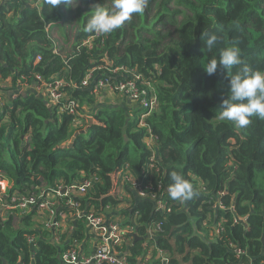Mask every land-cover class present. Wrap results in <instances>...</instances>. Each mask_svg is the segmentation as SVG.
I'll return each mask as SVG.
<instances>
[{
  "label": "trees",
  "instance_id": "obj_1",
  "mask_svg": "<svg viewBox=\"0 0 264 264\" xmlns=\"http://www.w3.org/2000/svg\"><path fill=\"white\" fill-rule=\"evenodd\" d=\"M81 4L51 8L45 0H0V81L10 79L17 87L62 81L64 103L79 108L78 115L59 113L46 105V94L29 96L8 114L10 124L0 123V180L12 184L11 191L55 205L52 218L26 210L19 228L13 215L0 217V264H65L60 255L79 252L86 215L117 204L121 170L147 195L132 206L137 226L123 223V242L114 246L128 264L263 263L264 120L252 117L243 129L221 120L222 99L236 69L227 74L218 67L209 76L203 67L235 44L252 70L264 71V0H148L143 13L103 35L83 29L96 6L110 9L111 0ZM74 21L63 56L66 47L49 29ZM205 31L221 36L211 52L200 39ZM88 71L91 83L82 88ZM98 79L112 85L133 81L141 99H154L153 109L140 121L134 107L128 114L99 107L100 94L93 91ZM23 122L26 128L20 129ZM88 128L89 137L75 138ZM67 146L72 149H59ZM171 171L199 195L186 202L170 199ZM87 180L83 193L77 188L71 196L55 193ZM76 213L80 218L64 227L53 224L55 217L57 224ZM35 214L41 224L32 221ZM71 222V231L64 230ZM148 225L157 227L156 238L134 240L133 234L146 235Z\"/></svg>",
  "mask_w": 264,
  "mask_h": 264
},
{
  "label": "clouds",
  "instance_id": "obj_2",
  "mask_svg": "<svg viewBox=\"0 0 264 264\" xmlns=\"http://www.w3.org/2000/svg\"><path fill=\"white\" fill-rule=\"evenodd\" d=\"M75 3L76 0H45V4L50 6L51 8H55L58 5H65L66 7H70V6H74ZM147 3L148 0H111L110 9L97 5L93 14L87 19V23L83 31L87 33H96L102 35L110 34L120 29L126 21L131 19L133 14L143 13L145 7L147 6ZM51 29L53 28L49 29V33L50 36L52 37ZM55 30H57V28L53 29V32ZM200 39L203 42L204 48L207 51L211 52L213 48L217 45V43L220 42L221 36L215 32L205 31L201 34ZM57 41L59 42L60 40L57 39ZM35 60H39V57H36ZM218 67L220 69L225 70L227 74L231 72L233 68L236 69L234 74L230 76L228 75L229 91L227 94V98L222 99V103H221L222 111L220 113L219 118L221 120L230 121L236 127H239L241 129L246 128L250 124L251 122L250 118L252 117H258L259 119L264 120V71L252 70L242 59L241 50L235 44L226 46L223 49H221L219 52V57L210 59L204 65L203 68L206 74L211 76L217 72ZM89 72L90 71H88V73ZM99 81L101 80L98 79L94 82L93 91L96 94H100L99 96L100 98L104 91L99 90L97 93L94 90V87L97 85ZM102 81H107V80H102ZM32 86L29 85L24 87H32ZM87 87H82V88H87ZM107 89L110 90L108 87ZM110 92L116 95L120 94L112 90ZM120 95L124 96L123 94ZM46 105L50 109L51 108L53 109V106L51 104L46 103ZM139 106H140L139 103H137V105L133 107L139 109L141 111V116H142L143 113ZM141 116H140V121L146 115L143 118ZM88 129L83 131L85 132V135H79V137H82L83 139L89 137L90 131H87ZM59 149H67V148L62 147ZM124 173L125 172L122 170L121 172L117 173V179H121L120 180L121 185L123 182L122 177ZM169 179L171 183L167 187V193L170 199L186 202L199 195V193L196 190H194L193 185L177 171H171L169 173ZM122 188L126 189V187L123 186ZM122 188L120 189L122 190ZM134 194L139 200H147V199L139 198L135 192ZM155 203L156 202H154V206L156 207ZM127 223L132 224V222L130 221ZM134 226L136 227L137 225ZM148 227L153 230V228H151L149 225ZM134 235L136 234H133V237ZM139 238L141 240L143 237H139ZM144 240H151V237H146Z\"/></svg>",
  "mask_w": 264,
  "mask_h": 264
},
{
  "label": "built area",
  "instance_id": "obj_3",
  "mask_svg": "<svg viewBox=\"0 0 264 264\" xmlns=\"http://www.w3.org/2000/svg\"><path fill=\"white\" fill-rule=\"evenodd\" d=\"M38 59V58H37ZM121 69H115L112 72L116 73L120 71ZM92 79V71H90L86 77L81 82V87H87ZM135 83L133 81H126V82H120L115 85H111L108 81H99L97 85L94 87V90L98 93L99 90L106 91L108 90L107 87L112 91H118V93L123 94L126 96L130 101H136L139 103V107L142 110L143 115L142 118L147 115L154 107V99H151L149 101L143 100L140 98L136 88ZM65 86V84L62 81H53L52 83L48 85H41V86H35L33 85L32 88H34L36 91H39L41 95L43 94L47 95V101L49 104H51L54 107L57 108L59 113H62L63 110L67 109L68 113L70 115H78L79 114V108L78 104L74 102H70L68 104L64 103V95L61 94L60 90ZM72 88H74L72 86ZM108 90V91H110ZM62 102V103H61ZM124 173L122 177V181L124 180L123 184H131L133 186L134 192L137 194L139 198L147 199V195L142 188V186L136 184L134 181L130 179V177L125 176ZM4 183L0 180V186ZM90 185V181H83L81 184H77L75 186L66 187L64 188V192H62L63 188H59L55 191V193L58 196H71L74 194V189L77 188L80 193H83ZM132 190V191H133ZM3 195V191H0V217L3 215V210H9V209H20V210H28L30 208H33L34 210H37L38 212H42L43 210H47L50 212L49 216H53V207L55 206L53 202H51L48 198H43L40 201H37L35 197L33 196H24L19 195L17 198L12 197L7 201V206L4 207L3 200L1 199V196ZM151 199H154V196L150 197ZM156 207L159 210H163L164 205L160 202H156ZM68 206L70 208H74L77 210L79 207L78 204L73 202H68ZM4 207V209H3ZM86 214H83L82 216H85ZM81 216V217H82ZM80 218V214L76 213L73 216L70 215H63L59 222L64 221V224L66 221H73L75 219ZM87 219V229L90 233H94L96 238H99V243L96 245L94 252L90 257H83L79 252L76 250H68L66 252H63L60 255V260L65 264H128L126 259L122 256L116 254L114 252V246L121 245L123 242V234L126 232V228L122 227V224L125 222H121V219L118 222L112 221V220H104L101 215L95 214L94 212H91L86 215ZM133 221V220H132ZM135 222V221H134ZM56 226H61L60 223L55 224ZM157 227H154L153 230L156 231ZM152 230V229H151ZM235 253L238 256L243 255L244 253L241 250H235ZM163 262L166 260L163 259ZM264 264V263H261Z\"/></svg>",
  "mask_w": 264,
  "mask_h": 264
},
{
  "label": "crops",
  "instance_id": "obj_4",
  "mask_svg": "<svg viewBox=\"0 0 264 264\" xmlns=\"http://www.w3.org/2000/svg\"><path fill=\"white\" fill-rule=\"evenodd\" d=\"M82 0H76V3L74 4V6H70L72 9H77L82 7L83 5L81 4ZM69 25L70 27H73V25L75 24V21L73 23H64L61 22L57 25V27H53V29H56L54 32H51L52 37L60 40L61 44H63L64 47L67 46V42H69L70 39V32L66 29L67 26L65 27V25ZM31 97V96H36V97H42L41 93L39 91H36L34 88L32 87H17L15 85H13L12 80L10 79H6L5 81H0V123H4V124H10V119L8 117V114L13 111L14 109H19L20 105L22 104L27 97ZM26 97V98H25ZM43 98V97H42ZM46 103H49L46 100ZM99 103L100 106L102 108H107V109H112L115 107H118L122 110L125 111V113H129L133 106L131 105V102L124 96H121L120 94H113L112 92L106 90L105 92L102 93V96L99 98ZM51 106V105H50ZM50 109V108H49ZM84 111H86L87 113L91 112L92 109L88 108L87 106H83ZM5 111V113H3ZM89 124L92 125L93 121L90 117L89 119ZM26 128V124L23 122L20 125V129H24ZM44 135V134H42ZM85 135V134H84ZM24 140V138H22ZM25 143L28 142L26 139L24 141ZM121 179H117V182H120ZM1 181H3L1 179ZM5 183H2V185L0 186V191H3V195L1 196V199L3 200V204L4 207L7 206V201L9 199H11L12 197L17 198L19 195H21L20 193H18L17 191H11L10 188L12 187V184H8L6 181H3ZM119 188H122L121 182L118 185ZM121 195L122 198L121 199H116L117 200V204L116 205H112L109 207H106L103 211L101 212H96L95 209L94 211L91 210V212H94L95 214H101L102 218L104 220H112L115 222H118L122 219L123 216H125V221L121 220V222H132L133 225H136V223L134 221H131V219L133 218L131 214H133L132 211V206L134 205L135 202H137L139 199H137L136 195L134 194V191H130L125 189V191L123 192V190H121ZM120 195V196H121ZM3 207V209H4ZM129 214H126L127 212ZM29 211H24V210H20V209H9V210H3L2 214H11L14 217H18V227L24 226L25 224V218H26V214ZM43 214L45 215H50V212L47 210H43L42 211ZM30 214V213H29ZM28 214V215H29ZM27 215V216H28ZM46 217V216H45ZM50 218H52L51 216H49ZM47 219V217H46ZM56 217L53 219V224H56ZM60 225L62 227H64V225H66L67 223H69V221H66V223L64 224V221L59 222ZM43 226V225H42ZM41 229V228H39ZM69 230L71 231L72 229V222L71 224L67 225V228H64V230ZM152 235V236H151ZM146 237H151V239H155V231L151 230L148 226L146 229V235L143 236V238ZM99 238L97 239L96 236L94 235V233H90L89 230H87L86 228V234H85V238H83L81 240V242L78 243V251L79 254H81V256L83 257H90L92 255V253L95 250L96 245L99 243ZM264 251V248L263 250ZM253 260H248L246 259V261H242V264H252ZM264 263V262H263Z\"/></svg>",
  "mask_w": 264,
  "mask_h": 264
},
{
  "label": "rangeland",
  "instance_id": "obj_5",
  "mask_svg": "<svg viewBox=\"0 0 264 264\" xmlns=\"http://www.w3.org/2000/svg\"><path fill=\"white\" fill-rule=\"evenodd\" d=\"M156 12V8H152V11H151V13H150V17H152L153 15H154V13ZM178 20H182L180 17L178 18ZM67 26V30L70 32V34H72V32H73V30H72V28L73 27H70L69 25H65V27ZM76 26V25H75ZM126 28H127V24H126ZM77 29V28H76ZM51 32H53V29H51ZM68 44H70V42H68ZM68 52H69V47H66L64 50H63V53H62V55L63 56H65V55H67L68 54ZM131 102V105L132 106H136L137 105V102L136 101H130ZM2 124H4V123H2ZM122 186L123 187H126V184H122ZM122 190H123V192L125 191V188H122ZM115 192L117 193V199H121L122 198V195H121V189L118 187V186H116V190H115ZM121 195V196H120ZM112 206V205H111ZM107 207H109V206H107ZM6 215V214H5ZM36 215V219H34V220H32V221H35L36 222V224H41V222H42V220L38 217V215L37 214H35ZM17 216V215H16ZM14 217L13 218V223H14V226L15 227H17L18 226V217ZM34 228V227H33Z\"/></svg>",
  "mask_w": 264,
  "mask_h": 264
},
{
  "label": "water",
  "instance_id": "obj_6",
  "mask_svg": "<svg viewBox=\"0 0 264 264\" xmlns=\"http://www.w3.org/2000/svg\"><path fill=\"white\" fill-rule=\"evenodd\" d=\"M87 131H91V128H89ZM84 134H85V132H80V133L76 134L75 138H76V137H79V135H84ZM66 148H67V149H72L71 146H68V147H66ZM64 190H65V189H64ZM64 190H62V192H64ZM134 239H135V240H140V238L137 237L136 235H134ZM263 255H264V251H262L261 256H263Z\"/></svg>",
  "mask_w": 264,
  "mask_h": 264
}]
</instances>
